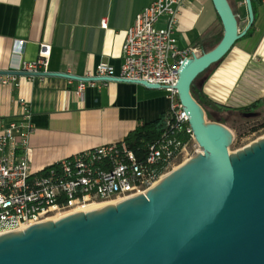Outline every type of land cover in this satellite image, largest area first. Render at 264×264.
<instances>
[{"label":"crops","instance_id":"crops-1","mask_svg":"<svg viewBox=\"0 0 264 264\" xmlns=\"http://www.w3.org/2000/svg\"><path fill=\"white\" fill-rule=\"evenodd\" d=\"M153 1L0 0V71L20 73L21 65L35 61L39 46L45 44L51 47L47 73L69 76L20 75L17 86L0 85V122L15 116L20 99L28 103L33 170L123 142L137 126L169 111L164 90L117 79L96 80L82 99L74 95L79 79L93 75L100 63L111 65L119 74L124 32ZM253 1L257 14L251 35L237 41L200 84L203 94L216 104L243 108L264 97V0ZM232 2L246 22L244 0ZM218 22L211 0H184L174 34L177 46L193 47ZM165 24L162 18L157 27Z\"/></svg>","mask_w":264,"mask_h":264},{"label":"water","instance_id":"water-1","mask_svg":"<svg viewBox=\"0 0 264 264\" xmlns=\"http://www.w3.org/2000/svg\"><path fill=\"white\" fill-rule=\"evenodd\" d=\"M211 3L221 39L187 59L175 85L201 152L145 194L0 236V264H264V137L230 153L232 132L208 122L191 94L197 77L219 63L252 26V4L244 0L247 24L240 30L228 0Z\"/></svg>","mask_w":264,"mask_h":264},{"label":"built area","instance_id":"built-area-1","mask_svg":"<svg viewBox=\"0 0 264 264\" xmlns=\"http://www.w3.org/2000/svg\"><path fill=\"white\" fill-rule=\"evenodd\" d=\"M184 0H154L134 18L124 32L122 65L116 76L111 65L100 63L86 81H80L74 95L82 99L87 87H95L101 78L123 82L158 85L170 100L169 114L179 124H187L191 143L174 156L161 173L148 166L155 163L159 151L149 148L146 163L138 162L124 142L95 147L67 157L40 170L31 168L29 138L33 133L28 103L20 99L15 116L0 122V236L24 231L52 221L58 215L93 203H119L145 194L165 175L177 168L180 156L195 143L175 85L187 59L199 56L195 47L179 48L175 39L177 17ZM164 18V27H157ZM22 41L18 42L21 47ZM51 47L41 44L35 61L25 62L18 71L47 73ZM32 77V76H29ZM17 86L15 75H0V85ZM181 129L180 125H177ZM56 221V220H55Z\"/></svg>","mask_w":264,"mask_h":264},{"label":"trees","instance_id":"trees-1","mask_svg":"<svg viewBox=\"0 0 264 264\" xmlns=\"http://www.w3.org/2000/svg\"><path fill=\"white\" fill-rule=\"evenodd\" d=\"M228 2L235 14L232 0H228ZM251 4L255 19L257 7L253 0H251ZM246 24L247 21L245 22L244 26H246ZM251 28L247 31L244 37L251 35ZM221 36L222 28L220 30L215 29L208 35L198 39L194 43L193 47L199 49L201 53L207 52L215 47V45L220 41ZM213 66H211L209 69H211ZM208 70L199 75L191 86L192 97L204 109L207 117L210 115L207 113V109H211L218 113L230 112L233 114H238L243 121H250L258 118L259 113L257 112V109L264 106V99L257 100L247 107L238 109L219 105L209 100L207 96L203 94L201 86L197 85V81L203 77V75ZM177 125H180L181 129H178ZM263 128L264 124H261L251 128L249 132L255 133L259 129ZM186 129L187 124H179L174 117L170 116L168 111L151 123L137 126L125 137L123 142L125 143L127 149L133 153L136 160L142 164L146 163V157L150 147H154L156 150H158L159 157L154 164L148 167L155 173H161L166 168L168 163L167 153L174 156L181 150L183 146L191 143V134L188 133Z\"/></svg>","mask_w":264,"mask_h":264},{"label":"rangeland","instance_id":"rangeland-1","mask_svg":"<svg viewBox=\"0 0 264 264\" xmlns=\"http://www.w3.org/2000/svg\"><path fill=\"white\" fill-rule=\"evenodd\" d=\"M234 10H235L236 17L239 20V28H240V30H242L245 27L244 26L245 20H243L239 16V14L236 13L235 8H234ZM215 29H217V30L221 29V25L219 22L214 27V29H212L211 31H214ZM213 69H214V66L211 69H209L203 75V77H201L197 81L198 86H200L201 82H203L206 78L209 77V75L211 74ZM260 99H264V97L260 98ZM260 99H258V100H260ZM245 107H247V106H245ZM236 109H238V108H236ZM257 112L259 113L258 118H255V119L250 120V121H243V120H241V118L238 114H235V113L233 114L230 112L218 113V112H214L211 109H207V113L210 115H209V117L206 116V120L208 122L219 123V124L227 127L232 132L233 141H232L231 145L229 146L228 150L230 153H235L236 151L242 149L243 147H245V146L253 143L254 141L264 137V128L259 129L255 133L249 132L251 128L256 127L258 125H261V124H264V106L258 108ZM197 151H198V146L194 145V143L192 145L188 146L187 150H186L187 154H183L182 156L179 157L178 162H177V167H179L181 164L188 161L193 156L197 155Z\"/></svg>","mask_w":264,"mask_h":264},{"label":"bare ground","instance_id":"bare-ground-1","mask_svg":"<svg viewBox=\"0 0 264 264\" xmlns=\"http://www.w3.org/2000/svg\"><path fill=\"white\" fill-rule=\"evenodd\" d=\"M200 152H201L200 148L198 147L197 154H199ZM175 169H177V168H175ZM168 174H165L162 178H164ZM113 204H115V203H93V204H90V205H87V206H84V207H81V208H75V209L67 212L66 214H61V215L56 216L55 218L52 219V221L61 219V218L65 217V216H67V215H71V214H74V213H78V212L86 213V212L94 211V210L100 209L102 207H105L107 205H113Z\"/></svg>","mask_w":264,"mask_h":264}]
</instances>
